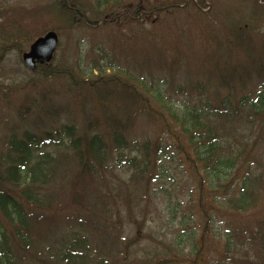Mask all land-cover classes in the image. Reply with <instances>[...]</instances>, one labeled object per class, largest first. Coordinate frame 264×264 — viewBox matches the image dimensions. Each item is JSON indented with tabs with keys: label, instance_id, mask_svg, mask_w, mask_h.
Returning <instances> with one entry per match:
<instances>
[{
	"label": "trees",
	"instance_id": "obj_1",
	"mask_svg": "<svg viewBox=\"0 0 264 264\" xmlns=\"http://www.w3.org/2000/svg\"><path fill=\"white\" fill-rule=\"evenodd\" d=\"M43 1L0 8V66L76 58L0 78V264H264V0Z\"/></svg>",
	"mask_w": 264,
	"mask_h": 264
},
{
	"label": "rangeland",
	"instance_id": "obj_2",
	"mask_svg": "<svg viewBox=\"0 0 264 264\" xmlns=\"http://www.w3.org/2000/svg\"><path fill=\"white\" fill-rule=\"evenodd\" d=\"M44 1L43 0H0V8L2 7H10V6H25L28 8L37 6L38 4H42ZM35 32L38 33L37 30H35ZM104 33V31H100L97 32L96 34H94V36L90 33H83L81 35L82 37V41L85 43L83 46H80L81 48V55L84 57L85 55L87 56V51H88V43L92 40H97V42L103 44L102 46L105 47V49H107L108 51H110V49H113L111 44L113 42V36L112 35H107ZM58 36V34H57ZM105 36H106V40H105ZM110 40L108 41L107 40ZM35 41V40H34ZM33 41V42H34ZM58 45L59 47L57 48V51L55 53L56 55V61L54 64H59V65H72V63L75 61L76 58V43L75 40L72 36H68L67 34H62L61 37L58 36ZM32 42V43H33ZM98 43V44H99ZM29 50V49H28ZM27 50V51H28ZM26 51V52H27ZM81 69H83L85 72H87L88 67L90 66V60L89 59H84L82 63H80ZM0 78L8 83H12V84H18V85H22L26 82H28V80H31L33 78L32 73L24 66L23 62H22V58L19 57V55L15 52L11 53L3 62V64L0 66ZM36 83L38 84L39 81L37 80V77H34ZM41 84V83H40ZM43 89H49L50 91H54L55 93H62L61 90H59V86L52 84L51 82H47V83H43ZM42 89V90H43ZM37 92V90H31V94L35 95ZM43 93V91H42ZM21 98H23V93H18L17 97L15 99V101L17 103L21 102ZM88 99L90 98L87 97ZM54 101V103L59 106L60 104L65 105L66 102V98L64 96V94H61L60 96H53V99H51ZM90 102V99L89 101ZM135 130L137 131V135H139L142 132V125L140 123L136 124ZM61 172L58 175L57 178V183H62L64 181V177L67 176V172L63 170H60ZM154 209V206H150V213H152L150 217L151 219L154 218L155 223L152 224L150 223V225L153 228H158L160 227V221L161 219L164 218V212H161L162 210V206L158 207V210H156V212H152ZM155 210V209H154ZM124 214L126 215L125 210H123ZM153 213H155L153 215ZM124 217V216H123ZM132 228H126L124 230V236L126 237H132L134 235V232H132L131 230Z\"/></svg>",
	"mask_w": 264,
	"mask_h": 264
},
{
	"label": "water",
	"instance_id": "obj_3",
	"mask_svg": "<svg viewBox=\"0 0 264 264\" xmlns=\"http://www.w3.org/2000/svg\"><path fill=\"white\" fill-rule=\"evenodd\" d=\"M58 42V36L53 31L37 38L30 45L29 50L22 55L24 66L33 72L37 69V66L51 62L57 50Z\"/></svg>",
	"mask_w": 264,
	"mask_h": 264
}]
</instances>
